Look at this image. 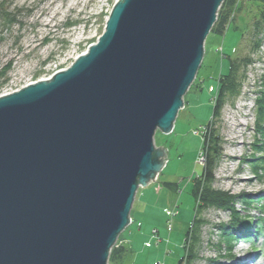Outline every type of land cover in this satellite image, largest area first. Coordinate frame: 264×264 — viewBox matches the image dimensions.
<instances>
[{"label": "water", "instance_id": "95a60500", "mask_svg": "<svg viewBox=\"0 0 264 264\" xmlns=\"http://www.w3.org/2000/svg\"><path fill=\"white\" fill-rule=\"evenodd\" d=\"M224 0H116L101 36L0 96V264H108Z\"/></svg>", "mask_w": 264, "mask_h": 264}, {"label": "rangeland", "instance_id": "374dc122", "mask_svg": "<svg viewBox=\"0 0 264 264\" xmlns=\"http://www.w3.org/2000/svg\"><path fill=\"white\" fill-rule=\"evenodd\" d=\"M115 2L0 0V71H5L7 78L0 85V96L69 67L101 36ZM224 6L225 27L222 32H210L204 44L196 75L200 88L196 89L195 82L191 84L169 133L156 131L155 147L166 149V160L156 180L138 188L130 211L133 222L118 236L108 264H175L189 253L191 244L195 246L192 264H264L262 234L254 242L246 241V236L237 237L236 231L231 230L238 239L225 234L236 214L254 219V208H246L251 206L249 201L263 204L259 201V196L264 195L263 165L256 159L264 155L260 152L262 138L257 125V100L264 92V34L255 36V27L264 12V3L228 0ZM10 12L11 22L5 20ZM216 19L219 24L220 18ZM254 39H259V43L252 48ZM227 54H248L250 62L243 68L238 92L228 95L214 119L221 156L210 187L233 197L229 204L235 212L209 205L198 216L197 235L192 233L184 242L193 209L198 205L193 184L200 191L205 186L197 157L200 151L204 152L202 132L213 113L215 91L208 92L207 88H216L218 77L227 72ZM165 182L175 185L168 187ZM164 209L177 213L168 217Z\"/></svg>", "mask_w": 264, "mask_h": 264}, {"label": "trees", "instance_id": "16d2710c", "mask_svg": "<svg viewBox=\"0 0 264 264\" xmlns=\"http://www.w3.org/2000/svg\"><path fill=\"white\" fill-rule=\"evenodd\" d=\"M228 0H224L223 3L221 4L220 8L218 9V19L220 20L219 24L218 22L214 24L213 28L210 30L211 32H222L223 28L225 27V18L223 12H225L224 8ZM259 2L264 3V0H259ZM10 16H12V12L6 16V21L8 20L11 22L9 19ZM228 18V17H227ZM216 19L217 21H219ZM258 25L255 27L257 28V32L255 36L261 34H264V12L260 13V17L256 22ZM262 23V24H261ZM218 24V25H217ZM260 24V26H259ZM259 39L256 40L254 39L252 48H254L256 45H258ZM227 61H228V70L225 74H222L218 77L217 85L216 88L214 87L215 93L213 96H215V101H214V106H213V113L211 114V121H209L206 125H204V129L202 132V150L204 151V161L201 166V180L204 186V190L200 191L199 187L193 184V190L194 193L198 196V205L194 209V215L193 219L191 222V225L189 229L185 233V238L184 242L191 238L192 233L196 236L198 233V227L200 224V219L198 220V216L201 214V212L207 208L209 205H216V206H221V207H228L231 209V211L235 212L234 209H232L231 205L229 204L230 200L233 198L229 196L226 192H220V191H215L210 187V183L214 180V174H215V168L216 165L220 159L221 156V151H220V137L218 136V133L215 130L214 124V119L218 116V112H220L222 103L225 101V99L228 98V95H234L236 92H238V89L240 88V80L243 77V68L250 62V55H239L235 54L233 55H226ZM5 71H0V85L4 84L7 82V78L5 76ZM196 77L194 79V82L197 83L196 89L200 88L201 82L197 81L196 82ZM210 85H208L209 87ZM208 90V88H207ZM257 113H258V120H257V125L258 128H260V133L261 134V142L262 144L260 145V152L261 154H264V92H262V96L259 97L257 100ZM260 118V120H259ZM261 163L260 166L263 165V173L262 177L264 178V155L259 157V159H256ZM196 180V179H195ZM196 182V181H195ZM175 183H166V186L168 187H173ZM195 185V188H194ZM262 196V195H261ZM259 199V201H263V204H257L255 205L251 202V206L246 207L247 209L254 208V212L256 213L254 219H249L247 220L246 215H241V214H236L233 217V221H231L229 226V233L227 230L225 231V234H229L230 239H238L237 237L239 236H246L245 240L249 242H254L256 237L259 236V234H262L264 236V195ZM258 202V201H256ZM248 203L245 202V205ZM231 230L234 232H238L235 235L237 237L232 235ZM226 235V236H227ZM192 247L185 256H181L175 264H192L194 257H193V250L195 246L193 244L190 245ZM229 247V246H228ZM121 249V248H120ZM230 250V247H229ZM114 249L112 248L110 251V254L113 253ZM116 252H114L115 254ZM109 254V256H110ZM211 264H218L217 262H212ZM221 264V263H219Z\"/></svg>", "mask_w": 264, "mask_h": 264}, {"label": "built area", "instance_id": "2783aa9c", "mask_svg": "<svg viewBox=\"0 0 264 264\" xmlns=\"http://www.w3.org/2000/svg\"><path fill=\"white\" fill-rule=\"evenodd\" d=\"M214 90V87H213V85H210L209 87H208V92H212ZM212 101L214 102L215 101V96H212ZM198 158V163L199 164H203V161H204V152H202V151H200L199 152V157H197ZM164 212V214L166 215V216H168V217H172V216H174L176 213H177V211H170V210H164L163 211ZM133 222V220L131 219L130 220V224ZM138 226H140V223H138ZM169 226V225H168ZM146 244V246H149L150 244H148V243H145Z\"/></svg>", "mask_w": 264, "mask_h": 264}, {"label": "bare ground", "instance_id": "6f19581e", "mask_svg": "<svg viewBox=\"0 0 264 264\" xmlns=\"http://www.w3.org/2000/svg\"><path fill=\"white\" fill-rule=\"evenodd\" d=\"M238 263H241L242 261H237Z\"/></svg>", "mask_w": 264, "mask_h": 264}, {"label": "crops", "instance_id": "0c3cea01", "mask_svg": "<svg viewBox=\"0 0 264 264\" xmlns=\"http://www.w3.org/2000/svg\"><path fill=\"white\" fill-rule=\"evenodd\" d=\"M165 183H167V182H165ZM196 208V207H195ZM164 210H166V209H164ZM194 210V209H193ZM194 212H195V210H194Z\"/></svg>", "mask_w": 264, "mask_h": 264}]
</instances>
